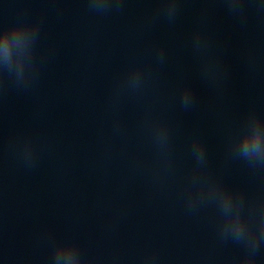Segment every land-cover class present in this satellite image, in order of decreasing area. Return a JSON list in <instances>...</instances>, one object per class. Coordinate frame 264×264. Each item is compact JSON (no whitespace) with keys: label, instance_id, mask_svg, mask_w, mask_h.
I'll return each instance as SVG.
<instances>
[{"label":"water","instance_id":"water-1","mask_svg":"<svg viewBox=\"0 0 264 264\" xmlns=\"http://www.w3.org/2000/svg\"><path fill=\"white\" fill-rule=\"evenodd\" d=\"M168 9L0 0V264H264V0Z\"/></svg>","mask_w":264,"mask_h":264},{"label":"clouds","instance_id":"clouds-1","mask_svg":"<svg viewBox=\"0 0 264 264\" xmlns=\"http://www.w3.org/2000/svg\"><path fill=\"white\" fill-rule=\"evenodd\" d=\"M230 4L235 8L239 5L240 0H229ZM93 6L100 8L106 6V0H93ZM169 13L175 11V0H169ZM190 102V94L185 90L184 103L187 105ZM240 154L245 158H255L259 162H264V151L260 149L258 144H247L245 143L240 149Z\"/></svg>","mask_w":264,"mask_h":264}]
</instances>
